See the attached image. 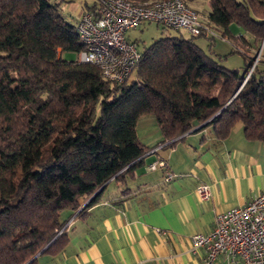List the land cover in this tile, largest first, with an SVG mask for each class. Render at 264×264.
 <instances>
[{
	"label": "trees",
	"instance_id": "16d2710c",
	"mask_svg": "<svg viewBox=\"0 0 264 264\" xmlns=\"http://www.w3.org/2000/svg\"><path fill=\"white\" fill-rule=\"evenodd\" d=\"M208 2V24L233 39L236 23L251 36L240 41L259 48L264 0ZM58 4L0 0V264L56 253L70 217L111 181L127 192L149 150L195 125L209 123L224 138L240 123L247 139L264 143V60L247 77L254 59L246 51L240 74L205 53L195 35L164 36L140 51L131 81H110L93 63L61 57L84 45ZM146 115L160 130L154 146L137 135Z\"/></svg>",
	"mask_w": 264,
	"mask_h": 264
},
{
	"label": "crops",
	"instance_id": "0c3cea01",
	"mask_svg": "<svg viewBox=\"0 0 264 264\" xmlns=\"http://www.w3.org/2000/svg\"><path fill=\"white\" fill-rule=\"evenodd\" d=\"M84 2L74 23L83 12L96 7L95 0L90 5ZM199 21L205 26L201 34L208 38L209 48L217 46L219 35L221 42L225 41L221 44L228 43L232 51L257 57V50L240 41L241 33L231 24L230 31H235L237 38L222 36L208 24L207 17ZM137 28L125 32L135 45L131 30ZM222 52L212 50L224 59L227 53ZM138 138L150 146L153 140L155 144L160 141L161 134ZM158 158L165 165L149 169ZM167 172L173 174L170 179H166ZM198 182L209 185L208 199L197 196ZM127 187L124 192L122 186L109 182L95 203L73 217L63 246L56 253L36 256L35 264H205L204 248L193 250L190 237L209 233L219 212L243 205L264 190V143L247 139L240 123L224 138L215 136L211 124H198L167 148L161 146L147 154ZM212 264L243 262L230 263L219 254Z\"/></svg>",
	"mask_w": 264,
	"mask_h": 264
},
{
	"label": "built area",
	"instance_id": "2783aa9c",
	"mask_svg": "<svg viewBox=\"0 0 264 264\" xmlns=\"http://www.w3.org/2000/svg\"><path fill=\"white\" fill-rule=\"evenodd\" d=\"M95 2V9L83 12L76 22L78 38L84 45L78 59L95 64L105 79L118 83L130 77L141 59L140 50L125 37L128 29H135L146 21L185 29L192 35L205 29L197 12L182 0ZM157 165L165 163L158 158L148 168L154 170ZM172 175L167 172L166 179ZM195 192L202 200L210 197L207 183L198 182ZM190 238L193 250L204 248L205 264H212L219 254L230 263L241 260L243 264H264V190L243 205L219 212L209 233H195Z\"/></svg>",
	"mask_w": 264,
	"mask_h": 264
},
{
	"label": "rangeland",
	"instance_id": "374dc122",
	"mask_svg": "<svg viewBox=\"0 0 264 264\" xmlns=\"http://www.w3.org/2000/svg\"><path fill=\"white\" fill-rule=\"evenodd\" d=\"M52 2H59L58 10L62 13V15L65 17V19L71 23H74L77 16L80 14L82 11L81 7L85 3L84 1L87 2L88 5L92 4L94 0H51ZM188 6L196 9L198 11V18L201 21H205L208 11H209V2L208 0H186ZM231 26L236 28L237 32L241 33L244 38L249 39L251 36L250 34L245 31L242 27L238 26L236 23H231ZM132 38L137 40V48L142 49L144 45H148L151 41L154 39H157L159 37H164V36H178L182 35L183 37H189L190 33L185 30V29H174L171 27L164 26L162 24H158L154 21H148L144 26L137 28L136 30H131ZM236 32L234 31V35ZM219 37V35H218ZM217 37V46L213 45L211 48H209V40L204 34H199L195 35L193 37V40L211 57L214 59L218 60L219 63L222 65L231 68V69H236L240 74L244 73V55L241 54L240 52L237 51H232L233 48L228 45V43L221 44V38ZM262 43V42H261ZM261 43L259 45V48L257 50V57L254 59V64L255 62H260V60H264V55H261L262 52H264V47L260 49ZM213 51H223L224 53H227L225 55L226 57L223 59L219 58L215 54H212ZM222 52V53H223ZM249 57H253V53H248ZM61 57L67 60H74L76 58L80 57V53H77L75 51H70V50H63L61 51ZM248 57V58H249ZM256 60V61H255ZM252 65V67H253ZM259 66L262 67L264 66V62H260ZM252 67L250 69H252ZM250 72V70H249ZM248 72V73H249ZM251 73V72H250ZM249 76V75H248ZM247 76V77H248ZM134 78V72L131 73L130 77L128 78V81H131ZM150 120V124L148 125L147 122ZM139 123H136V129H138L137 134L140 137H147L151 139L152 137H157L160 135V130L158 127V123L155 117L153 116H142L137 120ZM146 123L145 126L143 124ZM156 140H153V142H150V146L155 145ZM152 150V149H151ZM151 150L148 151V154H150ZM150 157V156H147ZM86 203L83 200H81V207ZM80 209V208H79ZM78 212V211H77ZM76 212V213H77ZM76 213L68 219V221L65 223L64 227H69L70 222L72 221L73 217H75Z\"/></svg>",
	"mask_w": 264,
	"mask_h": 264
},
{
	"label": "water",
	"instance_id": "95a60500",
	"mask_svg": "<svg viewBox=\"0 0 264 264\" xmlns=\"http://www.w3.org/2000/svg\"><path fill=\"white\" fill-rule=\"evenodd\" d=\"M262 47H264V40H262V43H261L260 49H261ZM104 185H105V184H103V185H102L97 191L102 190L103 187H104ZM36 256H37V255H35L33 258H35ZM33 258H32V259H33ZM32 259H31V260H32ZM31 260H29L28 262H30ZM28 262H27V263H28Z\"/></svg>",
	"mask_w": 264,
	"mask_h": 264
}]
</instances>
